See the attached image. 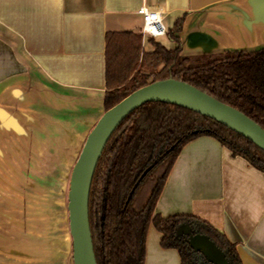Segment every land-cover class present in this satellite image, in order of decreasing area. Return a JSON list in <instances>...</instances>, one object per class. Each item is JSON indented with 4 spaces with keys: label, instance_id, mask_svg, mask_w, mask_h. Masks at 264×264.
<instances>
[{
    "label": "crops",
    "instance_id": "0c3cea01",
    "mask_svg": "<svg viewBox=\"0 0 264 264\" xmlns=\"http://www.w3.org/2000/svg\"><path fill=\"white\" fill-rule=\"evenodd\" d=\"M142 5L160 11L165 33L153 39L167 49L264 48L250 0H0V264H71L70 234L58 236L50 208L26 204L25 184L47 181L50 165L68 168L71 136L81 141L103 113L106 34L137 33L141 51L154 50ZM179 18L177 43L168 31ZM155 212L198 217L235 244L242 264H264V173L212 136L182 147ZM160 238L150 225L144 264H180Z\"/></svg>",
    "mask_w": 264,
    "mask_h": 264
},
{
    "label": "trees",
    "instance_id": "16d2710c",
    "mask_svg": "<svg viewBox=\"0 0 264 264\" xmlns=\"http://www.w3.org/2000/svg\"><path fill=\"white\" fill-rule=\"evenodd\" d=\"M182 19L168 31L176 32ZM154 45L141 51V35L108 32L105 49L104 110L135 89L172 77L187 82L253 119L264 128V48L208 55L181 54L180 45ZM208 135L232 156L264 173V151L239 133L192 110L164 102H147L129 113L108 139L97 162L89 191L88 217L97 264H144L148 227L160 234L162 248L175 249L180 264H212L194 251L176 229L188 223L207 235L229 264H242L235 244L208 222L185 214L155 212L165 180L182 147Z\"/></svg>",
    "mask_w": 264,
    "mask_h": 264
},
{
    "label": "water",
    "instance_id": "95a60500",
    "mask_svg": "<svg viewBox=\"0 0 264 264\" xmlns=\"http://www.w3.org/2000/svg\"><path fill=\"white\" fill-rule=\"evenodd\" d=\"M250 3L255 14L264 19V0H250ZM213 53L218 52L196 55ZM154 101L174 104L209 117L239 133L264 151V128L238 109L187 82L169 77L135 89L103 111L85 136L72 166L66 206L72 264H97L90 232L88 202L93 174L108 139L129 113L144 103ZM176 233L186 235L188 245L194 251L200 252L208 262L229 264L224 252L207 235L193 233L188 223L180 224Z\"/></svg>",
    "mask_w": 264,
    "mask_h": 264
},
{
    "label": "rangeland",
    "instance_id": "374dc122",
    "mask_svg": "<svg viewBox=\"0 0 264 264\" xmlns=\"http://www.w3.org/2000/svg\"><path fill=\"white\" fill-rule=\"evenodd\" d=\"M77 136H71L70 139V148L71 156L69 166L59 167L55 165H50L48 168H45L47 171L50 170L48 175L49 179L47 181H35L28 180L26 182L25 189L29 191L28 198H26V204L28 205H42L43 207L50 208L54 211L52 214L53 217L50 219V222H54L55 219L57 224H55L56 232L59 237L62 235H69L68 230V211H67V191H68V182L69 176L72 169V166L79 154V151L82 147L85 137L77 142ZM75 147H77L75 149ZM31 173H36V171H31ZM41 175L44 174V171H39ZM39 174V176H40ZM70 239V253H71V237ZM72 264V261L70 262Z\"/></svg>",
    "mask_w": 264,
    "mask_h": 264
},
{
    "label": "built area",
    "instance_id": "2783aa9c",
    "mask_svg": "<svg viewBox=\"0 0 264 264\" xmlns=\"http://www.w3.org/2000/svg\"><path fill=\"white\" fill-rule=\"evenodd\" d=\"M137 13L142 17V32L145 35L156 38L165 33L159 10L152 8L149 5H142L137 9Z\"/></svg>",
    "mask_w": 264,
    "mask_h": 264
}]
</instances>
